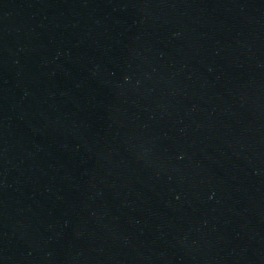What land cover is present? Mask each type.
<instances>
[{"label": "water", "instance_id": "water-1", "mask_svg": "<svg viewBox=\"0 0 264 264\" xmlns=\"http://www.w3.org/2000/svg\"><path fill=\"white\" fill-rule=\"evenodd\" d=\"M0 264H264V0H0Z\"/></svg>", "mask_w": 264, "mask_h": 264}]
</instances>
